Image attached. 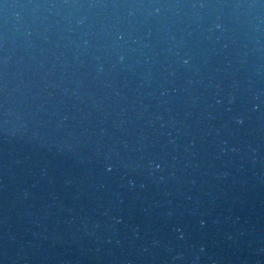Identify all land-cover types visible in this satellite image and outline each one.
<instances>
[{
  "label": "water",
  "instance_id": "water-1",
  "mask_svg": "<svg viewBox=\"0 0 264 264\" xmlns=\"http://www.w3.org/2000/svg\"><path fill=\"white\" fill-rule=\"evenodd\" d=\"M65 2L0 0V264H264V0Z\"/></svg>",
  "mask_w": 264,
  "mask_h": 264
},
{
  "label": "clouds",
  "instance_id": "clouds-1",
  "mask_svg": "<svg viewBox=\"0 0 264 264\" xmlns=\"http://www.w3.org/2000/svg\"><path fill=\"white\" fill-rule=\"evenodd\" d=\"M227 5L224 4H198V5H184L180 3H170L165 2V0H132V2L128 3H45V4H32L30 7L32 8H45V9H76V10H90V9H124V10H142L147 13V16L150 18H159L167 15L171 10H180L185 7H199V8H223ZM7 7V6H6ZM20 8L28 7L27 5H21ZM19 16V13H17ZM84 23L83 19H77L75 24L77 26H82ZM119 40H123V35H119L117 37ZM85 45L89 44V41L84 42ZM123 55H120V60H123ZM187 63V61H185ZM5 64H7V60H5ZM101 71H103V67H101ZM7 85H5V88ZM241 122L242 121H238ZM111 170V169H109Z\"/></svg>",
  "mask_w": 264,
  "mask_h": 264
}]
</instances>
